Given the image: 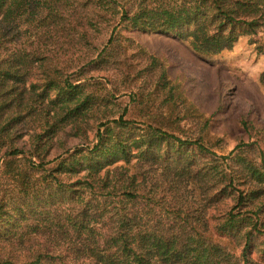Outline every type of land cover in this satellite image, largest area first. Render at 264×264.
Listing matches in <instances>:
<instances>
[{
	"label": "trees",
	"instance_id": "obj_1",
	"mask_svg": "<svg viewBox=\"0 0 264 264\" xmlns=\"http://www.w3.org/2000/svg\"><path fill=\"white\" fill-rule=\"evenodd\" d=\"M263 17L264 0H0V264H262L264 130L241 121L255 156L215 154L160 61L143 94L111 45L123 24L211 55Z\"/></svg>",
	"mask_w": 264,
	"mask_h": 264
},
{
	"label": "rangeland",
	"instance_id": "obj_2",
	"mask_svg": "<svg viewBox=\"0 0 264 264\" xmlns=\"http://www.w3.org/2000/svg\"><path fill=\"white\" fill-rule=\"evenodd\" d=\"M114 23L100 24V32L93 40L98 49L105 43ZM112 32L115 41L111 46L119 41L133 65L132 70L141 71L132 90L139 89L146 94L153 89L158 67L148 69V64L150 56L156 57L166 70V77L179 84L184 102L191 103L202 115V118L191 116L181 122L191 137L198 133L203 135L205 145L217 155L232 156L237 144L245 153L257 154L261 143H252L255 137L248 135L241 121L264 130V83L259 81L264 69V17L254 33L240 34L229 49L211 55L193 52L187 41L170 34L126 29L123 24H117ZM118 81L119 76L112 82L101 80L108 89ZM118 88L122 89L123 85ZM128 93L120 90L115 99L124 104ZM155 94L159 100L165 92L154 93L153 97ZM153 101L156 102L155 98ZM204 120L207 122L202 126ZM261 149L264 151V147Z\"/></svg>",
	"mask_w": 264,
	"mask_h": 264
}]
</instances>
